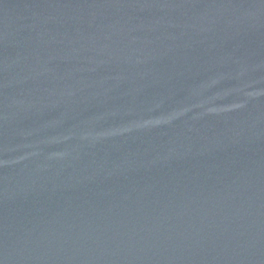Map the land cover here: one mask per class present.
Segmentation results:
<instances>
[{
  "label": "water",
  "instance_id": "95a60500",
  "mask_svg": "<svg viewBox=\"0 0 264 264\" xmlns=\"http://www.w3.org/2000/svg\"><path fill=\"white\" fill-rule=\"evenodd\" d=\"M0 264H264V0H0Z\"/></svg>",
  "mask_w": 264,
  "mask_h": 264
}]
</instances>
